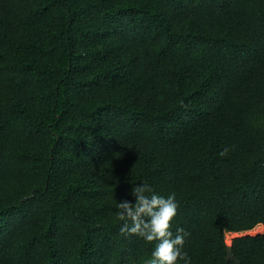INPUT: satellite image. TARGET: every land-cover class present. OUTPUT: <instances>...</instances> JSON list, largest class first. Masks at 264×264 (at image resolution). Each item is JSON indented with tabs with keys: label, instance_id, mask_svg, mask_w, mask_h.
Here are the masks:
<instances>
[{
	"label": "trees",
	"instance_id": "obj_1",
	"mask_svg": "<svg viewBox=\"0 0 264 264\" xmlns=\"http://www.w3.org/2000/svg\"><path fill=\"white\" fill-rule=\"evenodd\" d=\"M141 181L192 264L264 227V0H0V264H143ZM231 250L264 264V232Z\"/></svg>",
	"mask_w": 264,
	"mask_h": 264
},
{
	"label": "clouds",
	"instance_id": "obj_2",
	"mask_svg": "<svg viewBox=\"0 0 264 264\" xmlns=\"http://www.w3.org/2000/svg\"><path fill=\"white\" fill-rule=\"evenodd\" d=\"M229 151L224 147L218 155L224 157ZM133 200L116 201V217L123 223L119 231L135 234L146 242H155L143 264H192V257L185 249L187 229L175 226L173 220L179 207L175 192L158 193L151 184L141 181L131 188Z\"/></svg>",
	"mask_w": 264,
	"mask_h": 264
},
{
	"label": "rangeland",
	"instance_id": "obj_3",
	"mask_svg": "<svg viewBox=\"0 0 264 264\" xmlns=\"http://www.w3.org/2000/svg\"><path fill=\"white\" fill-rule=\"evenodd\" d=\"M259 227L250 231L249 233H241L239 234V236H236V235H228L227 233H225L224 235V239H225V242L227 244H230L231 243V240L236 238V237H240V236H255V235H260L262 234L264 231H263V226L261 225H258Z\"/></svg>",
	"mask_w": 264,
	"mask_h": 264
},
{
	"label": "water",
	"instance_id": "obj_4",
	"mask_svg": "<svg viewBox=\"0 0 264 264\" xmlns=\"http://www.w3.org/2000/svg\"><path fill=\"white\" fill-rule=\"evenodd\" d=\"M263 231H264V227H263ZM226 250H227V260H231L233 262H235L236 264H239L235 259L234 256L232 254V250H231V243L227 244L226 243Z\"/></svg>",
	"mask_w": 264,
	"mask_h": 264
},
{
	"label": "bare ground",
	"instance_id": "obj_5",
	"mask_svg": "<svg viewBox=\"0 0 264 264\" xmlns=\"http://www.w3.org/2000/svg\"><path fill=\"white\" fill-rule=\"evenodd\" d=\"M259 226H256L254 229L258 228ZM253 229V230H254ZM252 231V230H251ZM250 231H247V232H242V233H249ZM228 235H236V236H239V234L241 233H238V234H233V233H227Z\"/></svg>",
	"mask_w": 264,
	"mask_h": 264
}]
</instances>
